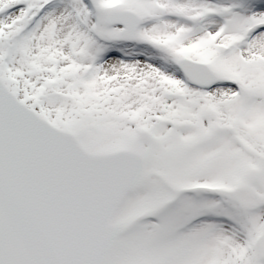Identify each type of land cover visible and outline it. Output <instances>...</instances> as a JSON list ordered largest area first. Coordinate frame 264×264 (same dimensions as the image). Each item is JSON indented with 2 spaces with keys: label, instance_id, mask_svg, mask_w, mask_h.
Listing matches in <instances>:
<instances>
[{
  "label": "snow or ice",
  "instance_id": "1",
  "mask_svg": "<svg viewBox=\"0 0 264 264\" xmlns=\"http://www.w3.org/2000/svg\"><path fill=\"white\" fill-rule=\"evenodd\" d=\"M0 264H264V0H0Z\"/></svg>",
  "mask_w": 264,
  "mask_h": 264
}]
</instances>
